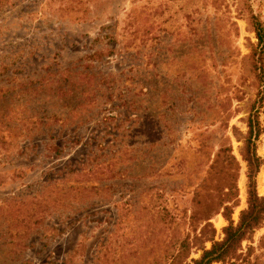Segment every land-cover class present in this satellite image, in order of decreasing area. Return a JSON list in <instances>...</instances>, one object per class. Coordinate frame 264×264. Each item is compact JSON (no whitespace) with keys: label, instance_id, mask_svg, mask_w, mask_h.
I'll return each mask as SVG.
<instances>
[{"label":"rangeland","instance_id":"obj_1","mask_svg":"<svg viewBox=\"0 0 264 264\" xmlns=\"http://www.w3.org/2000/svg\"><path fill=\"white\" fill-rule=\"evenodd\" d=\"M256 29L264 0H0V264H149L232 173L236 223ZM227 145L231 167L213 162ZM255 180L264 196V163ZM234 261L264 264V225Z\"/></svg>","mask_w":264,"mask_h":264},{"label":"trees","instance_id":"obj_2","mask_svg":"<svg viewBox=\"0 0 264 264\" xmlns=\"http://www.w3.org/2000/svg\"><path fill=\"white\" fill-rule=\"evenodd\" d=\"M258 46L264 49V38L262 32L256 29ZM254 55V52H253ZM252 55V56H253ZM259 72L256 73V94L252 103L251 110L246 118L247 131L241 133L234 127V135L242 140L240 154L246 162L247 178V206L239 213L236 223L231 216L234 207L237 205V186L235 174L230 175L226 184V190L222 192H193L192 201L195 208L189 215V225L191 230L187 233L179 231L177 226L174 249L164 258H154L149 264H235L234 260L241 250V242L251 239L256 229L264 225V196L258 195L256 191V174L260 166L264 163L263 159L256 153V141L261 133H264V126L259 120V109L264 102V68L257 66ZM228 116L226 117L227 120ZM224 119V118H221ZM227 126V125H226ZM240 136H238V134ZM204 144L201 146V150ZM223 162L227 167L237 164L235 157L231 153V146H220L215 152L214 163ZM205 199L202 201V198ZM221 213L227 220V225L223 226V237L221 240L215 239L216 229L211 221L212 216ZM163 222L169 224L170 219L160 216ZM164 223V224H165ZM180 224V223H179ZM198 224H202L198 228ZM164 226L162 230H165ZM161 230V229H159ZM152 234L153 231L150 230ZM210 246L207 247L206 243ZM200 250L198 257H191L192 252ZM99 264H106L108 259H98ZM113 264H124V255L121 253L116 258H112Z\"/></svg>","mask_w":264,"mask_h":264}]
</instances>
